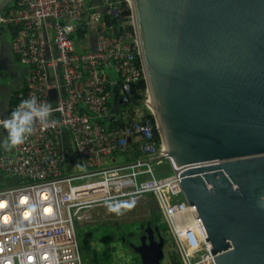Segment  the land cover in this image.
Instances as JSON below:
<instances>
[{
  "label": "built area",
  "instance_id": "1",
  "mask_svg": "<svg viewBox=\"0 0 264 264\" xmlns=\"http://www.w3.org/2000/svg\"><path fill=\"white\" fill-rule=\"evenodd\" d=\"M118 2L13 0L0 11V24L16 27L11 49L28 67L10 112L29 96L56 109L54 123L46 129L37 125L23 145L0 153V173L19 179L0 189V264H82L75 235L80 211L117 195L145 192L157 197L182 263L214 264L195 206L173 188L183 167L171 166L175 172L162 178L152 173L151 162L162 155L154 118L153 124L136 112L123 127L105 122L128 109L130 90L142 74L126 36L103 20L105 13L118 15ZM82 21L86 37L93 32L95 40L87 50H78L73 38ZM114 89L122 102L112 113ZM132 148L140 151L136 158L106 163Z\"/></svg>",
  "mask_w": 264,
  "mask_h": 264
},
{
  "label": "water",
  "instance_id": "2",
  "mask_svg": "<svg viewBox=\"0 0 264 264\" xmlns=\"http://www.w3.org/2000/svg\"><path fill=\"white\" fill-rule=\"evenodd\" d=\"M134 1L148 92L214 264H264V0ZM163 245L148 224L132 247L160 264Z\"/></svg>",
  "mask_w": 264,
  "mask_h": 264
},
{
  "label": "rangeland",
  "instance_id": "3",
  "mask_svg": "<svg viewBox=\"0 0 264 264\" xmlns=\"http://www.w3.org/2000/svg\"><path fill=\"white\" fill-rule=\"evenodd\" d=\"M123 1H125V7L129 9V14L120 16V24L125 30L123 34L126 36V41L133 47V52L134 50L138 51L136 42L137 35L133 27V14L128 1ZM118 8L119 14L121 13V7L119 6ZM129 25L132 27V30L127 29ZM2 34L7 40L10 39L8 27H3ZM92 35L93 32H88L85 41L82 43L83 46L91 43H89V41L93 39V37L90 38ZM141 77H143V72ZM145 88H147L146 84ZM145 88L143 91H140L139 100H135L134 103L128 104L127 110L121 107V110H124L122 115L126 114V119L135 116L136 112L151 114L148 106L151 96L148 89L146 91ZM112 102L114 105V101ZM157 131L158 130L155 132ZM159 137V133L157 132V138L159 139ZM126 154L117 153L109 158L106 163L108 165L121 164L128 160ZM151 165L152 173L157 178L172 175L175 172L171 167L169 159L164 155L160 156L159 161H156V159L153 160ZM84 181H86V179L74 181L73 183ZM16 182H18V179L16 180L13 178L12 183ZM173 198L182 199V196L175 195ZM110 207L116 210L110 211ZM154 211L161 212L157 197L151 192L117 195L110 199L86 205L80 211L81 218L75 220V235L82 258V264H95V262H97V264H132L135 258V251L127 244L128 242H133L135 244L140 242V236L138 234L145 231L144 229L147 228L148 220L153 219L152 212ZM141 224L143 225L142 229L140 228ZM149 226L152 229L154 239H157L155 227ZM167 232L171 236L169 228ZM125 239L127 244L124 242ZM162 248L164 256L160 263L170 264L169 257L171 253L180 258L172 236L164 243Z\"/></svg>",
  "mask_w": 264,
  "mask_h": 264
},
{
  "label": "trees",
  "instance_id": "4",
  "mask_svg": "<svg viewBox=\"0 0 264 264\" xmlns=\"http://www.w3.org/2000/svg\"><path fill=\"white\" fill-rule=\"evenodd\" d=\"M118 1H120V2H118V6L121 7V13H119L117 16H111V15L105 13V14H103V20L105 21V23L107 25L112 26L115 29L116 33H118V34L122 33L123 34V32H125V30H124L123 27H121L120 16L129 14V9L127 7H125V1H123V0L122 1L118 0ZM11 4H13V1L10 4L7 5L6 9H8L11 6ZM127 29L132 30V27L129 25ZM15 30H16V27H14L13 30H12L13 34H14ZM86 33H87V29L85 27L84 21H82V24H80L78 26V28L76 29V31L73 34V38L75 40V46H76V48L78 50H81V49L82 50H87V48H88L87 45H84V46L82 45V43L86 39ZM134 63L136 64L138 69L141 68L139 56L137 55V51L136 50H134ZM144 88H145V82H144L143 77H141L139 79V81L135 84L134 88H133V100L132 101L130 100L129 104L134 103L135 100H139L140 91H143ZM118 109H119V107H115L113 104L111 105V112L112 113L117 112ZM117 113L120 115V117H118L117 120H115L114 122L111 121V120H105V122L108 125H110V126L115 125V126H122L123 127L127 123L128 118L126 119L121 114V111H118ZM145 115L154 124L153 117L151 116V114L147 113ZM155 133H156V137H157V132H155ZM139 155H140V151L137 150V149L132 148L129 151V153L126 154V158L128 160H130L132 158H136ZM152 215H153V219H149L148 220L149 225L157 227L158 233L164 238V243L167 242V240L170 239L171 236L167 232L168 231L167 224L164 221L161 212L160 211H154V212H152ZM124 242H125V244H127L126 243V239L124 240ZM134 254H135V258H134L132 264H141L140 257L138 255V253L134 252ZM169 259H170V262H171L170 264H183L181 259L178 256H176V255H172V253H171ZM95 264H97V262H95ZM160 264H162V263H160Z\"/></svg>",
  "mask_w": 264,
  "mask_h": 264
},
{
  "label": "clouds",
  "instance_id": "5",
  "mask_svg": "<svg viewBox=\"0 0 264 264\" xmlns=\"http://www.w3.org/2000/svg\"><path fill=\"white\" fill-rule=\"evenodd\" d=\"M54 111L51 104L39 102L35 96L22 99L6 118L0 120V127L6 132L0 140V148L11 152L23 145L34 134L37 125L46 129L49 123L55 122L51 119ZM109 210L116 209L110 207Z\"/></svg>",
  "mask_w": 264,
  "mask_h": 264
},
{
  "label": "crops",
  "instance_id": "6",
  "mask_svg": "<svg viewBox=\"0 0 264 264\" xmlns=\"http://www.w3.org/2000/svg\"><path fill=\"white\" fill-rule=\"evenodd\" d=\"M4 26L9 29V40H7L2 34ZM12 30V26L0 24V73L2 75L0 80V120H3L9 115L11 105L14 101V94L23 88L26 74L28 72V67L19 63L16 55L11 49V39L13 36ZM94 41V38L91 39V43L87 46L90 45V48L93 47ZM5 135V130L0 127V140H2ZM2 152L9 151L0 148V153ZM13 178L17 180V177ZM13 178L0 173V189L15 184L12 183Z\"/></svg>",
  "mask_w": 264,
  "mask_h": 264
},
{
  "label": "bare ground",
  "instance_id": "7",
  "mask_svg": "<svg viewBox=\"0 0 264 264\" xmlns=\"http://www.w3.org/2000/svg\"><path fill=\"white\" fill-rule=\"evenodd\" d=\"M127 1H128L129 5H130V8H131V11H132V14H133V18L132 19H133V22H134V30H135V34L137 35V39H138V40L136 39V42H137V46H138V51H139L140 57L142 59V52H141V49H140V46H139V27H138L137 16H136V13H135V5H134L135 1L134 0H127ZM142 68H143L142 69L143 70V77H145L146 74H145V69H144L143 63H142ZM144 80H145L146 86H147L146 77H145ZM147 89L148 88H146V91H147ZM148 103H149L148 106L150 108V111L151 110L153 111V112L151 111V113L153 115L154 121L156 122L157 127L159 128V136L161 137V149L160 150L162 152V155L166 156L169 159V161L171 163V166L174 169H175V167L178 168L179 166L175 164L174 159L171 156V153H170V151L168 149V146H167V143H166V139H165V136H164V133H163V129H162V126H161V122H160V119H159V116H158V112H157V109H156V105H155L152 97H151V100ZM220 161H222V160H219V161L211 160V161H207V162H199L200 164H196V165L204 166V165H206V163H217V162H220ZM182 167L184 168L185 166H182ZM177 172H178V170H177ZM179 178H180V173H179ZM173 188L174 189L175 188H180V183H179V185L178 184L174 185ZM196 212H197V210H196ZM152 246L155 247V245H152Z\"/></svg>",
  "mask_w": 264,
  "mask_h": 264
},
{
  "label": "flooded vegetation",
  "instance_id": "8",
  "mask_svg": "<svg viewBox=\"0 0 264 264\" xmlns=\"http://www.w3.org/2000/svg\"><path fill=\"white\" fill-rule=\"evenodd\" d=\"M147 224H149V222H147ZM142 227H143V225L141 224V226H140V228L142 229ZM155 229H156V234L158 233V230H157V227H155ZM145 231L144 232H142V233H140L139 234V236H141V235H143V234H146V229H144ZM140 239V238H139ZM140 243V242H139ZM138 243V244H139ZM132 244H134V245H138V244H135V243H133V242H128V244L127 245H129V247H131V249H133V247H132Z\"/></svg>",
  "mask_w": 264,
  "mask_h": 264
}]
</instances>
